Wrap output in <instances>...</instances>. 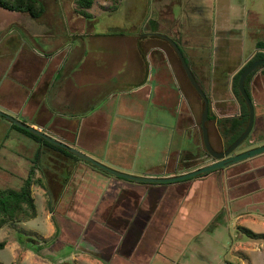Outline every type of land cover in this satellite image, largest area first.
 <instances>
[{
    "label": "crops",
    "instance_id": "crops-1",
    "mask_svg": "<svg viewBox=\"0 0 264 264\" xmlns=\"http://www.w3.org/2000/svg\"><path fill=\"white\" fill-rule=\"evenodd\" d=\"M164 1L166 6L170 2ZM121 3L122 0H119L115 11ZM91 9L86 11L89 17L71 11L62 15L43 14L34 19L38 31L33 34L36 38H42V46L33 52L22 51L18 63L22 72L20 76L26 80L19 81L21 85L12 82L18 85L16 86L23 95L20 114H24L20 117L27 116L32 120L38 115L29 125L45 134L53 133L52 137L58 141L132 175L168 178L213 163H199L201 166L194 164L195 168L191 166L186 169L178 166L181 164L180 159H186L190 152H201L197 133L200 130L202 133L203 112L192 97V101L189 100L183 80L178 77L179 72L173 64L171 51L166 46L157 44L156 40L170 44L154 34H163L177 40L179 46L184 48L183 55L209 99L211 120L207 127L215 150L226 148L228 141L224 134L225 128L219 124V120L236 118L241 114V105L233 91V79L257 53H264V48H258L257 42L254 50L237 53L236 48L234 50L237 43L234 39L236 30L230 22V15L224 18L225 24L217 31V40L210 52L201 27L189 34L187 46L179 41V38H183L180 31L175 33L180 26L177 25L174 32L169 30L167 19H147L143 28L138 27L137 30L136 27L129 30L116 25L101 30L98 29L101 13H113V10H100L96 5L93 10L97 13H93ZM154 21L160 25L153 23ZM148 24L149 28H146ZM211 58L213 66H210ZM34 63L35 67L32 66ZM15 71L16 68L12 70V74ZM258 79L260 84L264 83V67L249 82L257 119L254 134L257 145L249 148L264 145V137L260 136L264 131V85L260 88ZM48 119H51L50 123ZM26 121L25 119L24 123H28ZM51 125L53 131L49 129ZM174 127L180 133L190 132L188 136L193 140V149L182 144L172 148V138L168 132ZM210 128L216 130V141L211 137ZM158 135H166L162 137V144L159 143L161 138ZM74 163L75 168L79 167V172L82 170L73 177L81 187L85 177L90 176V181L96 186L103 183L104 187L110 185L113 188V196L106 198L104 195L102 198L99 195L98 206L94 204L92 208L96 211L101 209V214L112 216L120 209H123V213L125 209L128 210L126 213L132 214V217L118 215L119 220L132 222L134 230L140 228L143 236L151 220L167 200L169 202H166L164 209L166 213H172L178 206L179 214L184 212V215H189L191 204L202 209L203 199H209L210 193L204 189L200 192V185L206 181L215 186V182L225 178L229 182L228 191H222L217 184L220 200L225 193V196L228 194L226 199L233 204L250 202L247 200L254 195L264 196V162L260 167L248 170H237L233 165L234 169L227 175L209 173L205 177L169 184L139 183L103 173L85 161ZM137 166H140L139 172H136ZM83 168L86 173H83ZM79 192L80 189L75 193L76 199L81 194ZM69 193L72 194L71 191ZM86 194L91 197L93 192L87 191ZM171 197L177 198V202L174 203L175 200ZM84 198L87 199L85 196ZM239 198L242 200L238 201ZM220 200L215 213L221 207ZM249 207H252L251 202ZM246 212L235 216L236 212L230 209L227 215L229 213L238 220ZM138 221L143 223L140 225ZM185 227L183 237L189 235L199 239L200 235L192 228L188 225ZM22 252V256L30 260L31 264H53L41 252H32L30 248H24ZM56 264H61L60 260Z\"/></svg>",
    "mask_w": 264,
    "mask_h": 264
},
{
    "label": "rangeland",
    "instance_id": "rangeland-1",
    "mask_svg": "<svg viewBox=\"0 0 264 264\" xmlns=\"http://www.w3.org/2000/svg\"><path fill=\"white\" fill-rule=\"evenodd\" d=\"M39 1L45 8L44 14L48 16L62 15L71 11L80 12L76 0ZM118 1L95 0L94 5L98 9L113 10V13H101L102 18L99 20L98 29L104 30L107 26L116 25L129 30L136 27L137 30L147 19L156 18L158 21L167 19L169 30L174 32L177 25L180 26L175 33L180 31L183 38H179V41L185 45L188 43L189 34L201 27L209 51L212 52L214 42L217 40V31L225 24V17L230 15V22L236 30L234 39L237 43L234 50L236 48L237 53L242 51L248 53L254 50L257 42L263 43L264 46V0H168L170 2L167 6L164 0H122L118 10L115 11ZM90 11L97 13L93 8ZM129 11L132 12L129 13ZM153 23L160 25L155 21ZM150 24L146 28H149ZM36 27V20L28 14L0 7V111L13 117L17 115L15 118L20 121L26 119L28 125L34 122L38 115L32 120L27 116L22 117L23 119L20 117L24 114V112L20 114L23 95L17 86L22 84L19 81L22 82L26 78L23 80L20 76L22 72L18 61L22 51L33 52L34 49L41 48L42 38H36L33 34L38 31ZM156 41L157 44H162L171 51L173 64L179 72L178 77L183 80L184 90L190 96L189 100L192 101L193 98L194 103L199 104L203 112L204 102L190 84L175 50L162 40L157 39ZM175 41L179 44L177 40ZM181 49L185 52L183 47ZM212 60L213 58L210 60V66H213ZM32 66L35 67L36 64ZM14 68L16 71L12 74ZM14 81L18 85L12 84ZM258 84L260 88L264 85V83L260 84V80ZM47 121L50 123L51 119ZM256 121L255 113L252 134L237 153L257 145V142H254L256 141L254 137L257 130ZM49 129L53 131V125ZM210 130L213 141H216V130L214 128ZM168 133L172 138V148L182 144L186 148L193 149V140L188 136L190 132L180 133L174 127ZM49 136L54 135L51 133ZM158 136L161 138L159 143L162 144V137L166 135ZM260 136L264 137V131ZM197 140L203 156L201 152H190L186 159H180L181 164L178 165L180 168L186 169L191 166L195 168V165H202L199 163L206 164L215 161L204 149L201 130L197 133ZM142 144L144 145L145 142ZM40 149L44 153L43 160H41L43 168H46L45 174L41 169L32 171ZM74 162L76 161L13 130L11 122L0 116V191L21 190L30 175L36 181L39 179H41L40 182L42 181V184L37 183L32 187L37 216L28 221L8 223L0 230V243H5L4 249H0L2 263L31 264L30 260L22 256L24 253H21L24 248H30L32 252H41L40 254L46 255L45 257L53 264L59 260L61 264L64 261L65 264H264V238L261 236L260 239H252L248 236L249 231L254 234H264L263 195H254L247 200L251 202L252 207H249L250 202L245 201L233 204L226 199L228 194L225 196V193L222 194L220 200L217 184L221 186L222 191L225 189L228 191L229 182L225 178L215 182V186L207 181L203 182L200 185V192L204 189L209 190L210 193L209 199L207 197L203 199L202 209L191 204L192 210L189 215H184V212L179 214L178 206L172 213H166L164 209L169 200L164 202V198V206L155 216L151 215L154 218L143 236L140 228L134 230L132 222L119 220L118 215L132 217V214L126 213L128 210L125 209L123 213V209H120L111 218L103 220L105 214H101V209L96 211L92 208L94 204L98 206L99 195L102 198L104 195L106 198L114 195L110 185L104 187V184L100 183L96 186L90 181L92 178L87 176L83 180V187L77 183L76 178L63 187L62 174L69 164V171L73 177L75 173L79 174L82 171L79 172V167L75 168ZM263 162L264 153L235 164L237 168L234 167L237 170H248L260 167ZM164 166H166L165 163ZM232 169H234L233 165L227 169L212 172V174L227 175ZM140 170V166H137L136 172ZM84 172L86 173V170L83 168ZM201 177L203 176L190 180ZM43 184L46 188L42 187ZM78 189L81 194L76 199L75 193ZM86 190L93 192L91 197L86 194ZM70 191L71 195H69ZM171 198L175 200L174 203L177 202V198ZM219 200L222 208L220 207L218 214L215 212ZM240 200L242 199L239 198L238 201ZM230 209L236 212L235 216L249 212L235 220L229 213L227 215ZM138 223L141 225L143 222L138 221ZM186 225L200 235L198 240L189 235L183 237Z\"/></svg>",
    "mask_w": 264,
    "mask_h": 264
},
{
    "label": "trees",
    "instance_id": "trees-1",
    "mask_svg": "<svg viewBox=\"0 0 264 264\" xmlns=\"http://www.w3.org/2000/svg\"><path fill=\"white\" fill-rule=\"evenodd\" d=\"M94 4H95V0H76V5L80 10L79 13L81 15H83L84 17H89V15L86 11L93 8ZM0 7L2 9H5V10L28 14L29 16H31L34 19L40 18L45 12V8L39 0H0ZM115 8L116 7H114V9ZM176 44L179 46V44L177 42H176ZM257 47L258 48H264L263 43L259 42L257 44ZM181 51L183 53L182 49H181ZM260 59H264V53H261V52L257 53L254 56V58L251 61H249V63L235 75V77L233 79V91H234V94L236 95V97H237V99L241 105V114L239 117H236V118L219 120L220 125L224 126V128H225V131H224L225 136L228 137L227 146H230L232 143H234L244 133V131L248 125V121H249L248 107H247L244 99L242 98V96L240 95V92H239L238 82H239L240 76L244 72V70L246 69L247 66H249L253 62L260 60ZM258 70H256L254 73H252L247 78L246 87H247L249 94H250L249 82L251 81L252 77L255 75V73ZM250 96H251V94H250ZM210 110L211 109L209 107V119H210V114H211ZM11 127L13 130L25 135L26 137L30 138L31 140H33L39 144H42V145H44L50 149H53V150L61 153L62 155H64L65 157H68V159H70L72 161H76V162L83 161V160H80L79 158L75 157L70 152L63 150L60 147H57V146L45 141L41 137H38V136L32 134L31 132H28L24 129H21L14 124H11ZM43 157H44V153H43L42 149H40L37 152L36 159L34 161L35 166H34V169L32 170L33 172L35 169H41L42 173L45 174L44 170L46 168H43V166H44L43 161H42ZM91 166L93 168L103 172V173H106L105 171L97 168L96 166H93V165H91ZM69 168H70V164H69V167L67 166V169H65L63 171V174H62L63 178H64L63 187L65 185H68V183L73 180V175L69 171ZM201 176H206V174L201 175ZM40 180L41 179L36 181L32 177V175H30L26 179L24 186L21 188V190L17 191V190H13V189H6V190L0 191V230L4 225H6L8 223L28 221V220L34 219L37 216L36 204H35L34 198L32 196V187L34 185H36L37 183H41L42 181L40 182ZM42 187L46 188V186L44 184L42 185ZM50 194H49V196H50ZM106 216H107V218H111L112 214H109V215L105 214V217L103 218L104 220H105ZM125 222H128V220H126ZM248 236L252 239H260L261 236L264 238V235L254 234L250 231L248 233ZM4 247H5V243L1 242L0 243V249L2 250V249H4ZM0 264H4V263H2L0 261Z\"/></svg>",
    "mask_w": 264,
    "mask_h": 264
},
{
    "label": "water",
    "instance_id": "water-1",
    "mask_svg": "<svg viewBox=\"0 0 264 264\" xmlns=\"http://www.w3.org/2000/svg\"><path fill=\"white\" fill-rule=\"evenodd\" d=\"M155 36L161 37L165 39L175 50L179 60L180 64L190 82V84L193 86V88L197 91V93L200 95L204 102V109L202 113L201 118V128H202V138H203V144L205 147L206 152L209 156H211L215 161L211 164H208L204 167H201L195 171H191L182 175L168 177V178H153V177H145V176H136L132 175L130 173L122 172L119 170H116L106 164H103L90 155L82 152L81 150L72 147L68 144H65L64 142L58 141L57 139L49 136L48 134L43 133L41 130L34 128L31 125H28L24 123L23 121H20L16 119L13 116H10L2 111H0V116L7 119L11 122V124L16 125L17 127L24 129L28 132H31L32 134L41 137L45 141L60 147L63 150H66L73 154L75 157L79 158L80 160H83L93 166H96L97 168L109 173L110 175H113L118 178L135 181L139 183H150V184H169V183H176L188 179H193L196 177H199L201 175L209 174L221 169H224L226 167L238 164L240 162L249 160L253 157H256L260 154L264 153V145L255 147V148H249L247 150L241 151L237 153V151L240 149V147L249 139V137L252 134V131L254 129L255 125V106L252 97L248 93L247 87H246V81L247 78L254 73L256 70L261 69L264 67V59L257 60L246 67L244 72L241 74L238 87L239 92L242 98L244 99L248 110H249V121L248 125L244 131V133L228 147L225 151H217L212 147L210 137H209V131L207 127V123L209 121V99L203 89L200 87L199 83L197 82L194 74L192 73L180 47L176 44V42L163 34H154Z\"/></svg>",
    "mask_w": 264,
    "mask_h": 264
},
{
    "label": "flooded vegetation",
    "instance_id": "flooded-vegetation-1",
    "mask_svg": "<svg viewBox=\"0 0 264 264\" xmlns=\"http://www.w3.org/2000/svg\"><path fill=\"white\" fill-rule=\"evenodd\" d=\"M228 147H230V146H226V148H220V150H217V151H220V152H222V151H225Z\"/></svg>",
    "mask_w": 264,
    "mask_h": 264
}]
</instances>
